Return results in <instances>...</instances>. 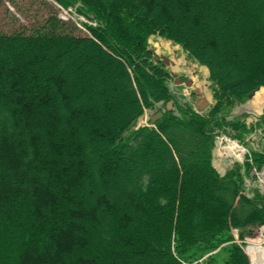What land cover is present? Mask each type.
I'll return each mask as SVG.
<instances>
[{"label": "trees", "instance_id": "1", "mask_svg": "<svg viewBox=\"0 0 264 264\" xmlns=\"http://www.w3.org/2000/svg\"><path fill=\"white\" fill-rule=\"evenodd\" d=\"M53 1L96 26L81 34L51 5L0 32V264H214L199 260L260 220L261 197L211 150L214 116L264 87V0ZM152 35L207 67L218 103L209 118L175 103L179 117L126 135L172 99ZM225 264L249 261L231 245Z\"/></svg>", "mask_w": 264, "mask_h": 264}, {"label": "rangeland", "instance_id": "2", "mask_svg": "<svg viewBox=\"0 0 264 264\" xmlns=\"http://www.w3.org/2000/svg\"><path fill=\"white\" fill-rule=\"evenodd\" d=\"M43 1L48 2L49 6H45L44 4H41ZM51 5L53 6V3L50 2L49 0H0V32L10 33L18 29L20 26L31 27L34 24L37 23L39 24L41 20L48 15L49 13L48 9ZM17 9H19L20 11L19 14L16 11ZM60 14L64 15L66 18L72 21L83 22L88 26L91 25L89 20L86 19L84 16L76 15L75 9L63 10L60 12ZM148 43H149V47L153 51H155L156 55L158 56L164 58H172L170 52H174L176 59L182 58L179 59L180 62L186 63L183 66L184 71L185 70L188 71V68H192L193 70H197L196 73H198V76H201L199 73L202 71V69H204L205 66L198 64L194 60V58H191L188 55V53L182 49L180 45L175 44L172 41L165 40L155 36L150 38ZM192 77L194 80L195 76ZM170 83L173 87V82L171 80ZM168 87H169L168 91L170 93V96H172L173 99V100L171 99L172 101L171 103L173 106H175L177 99L174 97V92L172 90H175V93H179L182 92L183 88L181 86H178V88L174 86L173 88L175 89L173 88L171 89L169 85ZM261 89H263L264 91V88ZM255 95L252 98H254ZM250 102L252 103V99L247 102L244 101L240 105L237 104L230 105L229 108L225 109L221 114L225 115L226 122L235 121V120L242 122L243 120L247 123V125L254 124L256 123L254 116H250L246 119L243 118L242 120L239 119L242 118L241 114L243 111L252 112L254 113V115H259V113L261 112V107L264 105V103L261 104L262 105L261 107L252 108L249 106V104H251ZM164 103L165 102L163 101L157 102L154 105V107L149 109L150 111L146 110L145 113H143L142 116L139 117V119H137L132 129L129 132H127L126 135H129V133L132 131H137L138 129L141 128H147V126H149V120L154 115H156V111L160 107H162ZM260 129L261 128H259L258 130ZM229 135L232 136L233 134L229 133ZM241 138L245 139V140H240V144H242L241 146H244L247 149V152L257 149L255 145V140L258 139V134H251L247 136L241 135ZM251 181H252V185L250 184V179L248 181L249 183L248 190L251 191L256 190L258 188L256 184V180L255 181L251 180ZM261 215L263 216V214L260 213V218ZM263 234H264V220H259V223L255 222L254 224L242 226V228L239 229L231 228L229 230V239L225 241V243L221 245L219 244L218 248H216L211 252V254L214 256L215 259L214 264H225V261L228 257V249L231 247V245H237L238 247H240L244 255L248 258V261H250L251 259L252 264H258L257 260L255 259L254 249L256 247H264V241H262L258 245H254L249 255L247 254V250L250 244V240L259 238Z\"/></svg>", "mask_w": 264, "mask_h": 264}, {"label": "bare ground", "instance_id": "3", "mask_svg": "<svg viewBox=\"0 0 264 264\" xmlns=\"http://www.w3.org/2000/svg\"><path fill=\"white\" fill-rule=\"evenodd\" d=\"M262 100H264V91L263 90L258 92L255 95L251 105L255 106V105H257V102L262 101ZM236 149H237V147L232 146L229 150L231 152H234V150H235L237 153ZM238 157H240V156L238 155ZM254 255H255V259L257 260L258 264H264V247H256L254 249ZM250 258H251V256H250Z\"/></svg>", "mask_w": 264, "mask_h": 264}, {"label": "crops", "instance_id": "4", "mask_svg": "<svg viewBox=\"0 0 264 264\" xmlns=\"http://www.w3.org/2000/svg\"><path fill=\"white\" fill-rule=\"evenodd\" d=\"M170 55H171L172 59L175 58L174 52H170ZM183 66H184V62L182 63V62L179 61L178 65H177V68L176 69H172V72L180 73V74H184V73H186L188 71L189 72H192V69L191 68H188V71L187 70L184 71ZM199 74L201 75L200 76V79L203 80L207 76V71L206 70H203ZM194 78H195L194 80L196 81V83H198L197 81L200 80L199 77L198 76H195ZM201 93H203L204 97H206V94H205V92L203 90H202Z\"/></svg>", "mask_w": 264, "mask_h": 264}, {"label": "water", "instance_id": "5", "mask_svg": "<svg viewBox=\"0 0 264 264\" xmlns=\"http://www.w3.org/2000/svg\"><path fill=\"white\" fill-rule=\"evenodd\" d=\"M154 121H155V119L153 118V119H152V122H154Z\"/></svg>", "mask_w": 264, "mask_h": 264}]
</instances>
